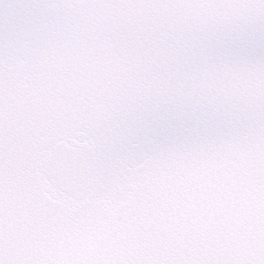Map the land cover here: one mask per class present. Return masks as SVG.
I'll return each instance as SVG.
<instances>
[{"label": "snow or ice", "instance_id": "obj_1", "mask_svg": "<svg viewBox=\"0 0 264 264\" xmlns=\"http://www.w3.org/2000/svg\"><path fill=\"white\" fill-rule=\"evenodd\" d=\"M0 264H264V0H0Z\"/></svg>", "mask_w": 264, "mask_h": 264}]
</instances>
